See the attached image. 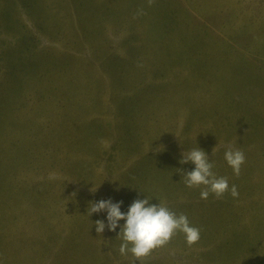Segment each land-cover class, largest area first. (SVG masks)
<instances>
[{"label":"rangeland","instance_id":"rangeland-1","mask_svg":"<svg viewBox=\"0 0 264 264\" xmlns=\"http://www.w3.org/2000/svg\"><path fill=\"white\" fill-rule=\"evenodd\" d=\"M145 198L199 241L137 261L87 213ZM0 264H264V0H0Z\"/></svg>","mask_w":264,"mask_h":264},{"label":"clouds","instance_id":"clouds-1","mask_svg":"<svg viewBox=\"0 0 264 264\" xmlns=\"http://www.w3.org/2000/svg\"><path fill=\"white\" fill-rule=\"evenodd\" d=\"M224 158L233 169L236 176H239L241 166L245 162V154L231 145L227 147ZM192 162L195 165L193 171L183 174L187 187L203 186L201 198L207 199L210 194L216 198L222 197L229 192L235 198L238 196L236 186L229 189L226 177H217L212 171L213 164L209 161L208 155L199 147L187 153H183L181 164ZM149 199H137L129 207L125 214L121 212V203H113L111 200H101L91 203L87 213L107 212V227L115 231L118 222L126 221L118 235L122 239L119 248L121 255L130 253L137 261L149 256L157 248L166 246L177 233H183L189 246L197 243L200 239V229L191 226L186 215L172 212L167 206L150 205ZM96 232L102 233L106 227L104 221L95 222Z\"/></svg>","mask_w":264,"mask_h":264}]
</instances>
